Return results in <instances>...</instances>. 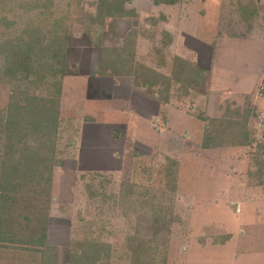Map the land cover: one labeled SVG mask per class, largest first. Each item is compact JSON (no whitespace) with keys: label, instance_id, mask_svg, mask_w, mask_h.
Here are the masks:
<instances>
[{"label":"rangeland","instance_id":"1","mask_svg":"<svg viewBox=\"0 0 264 264\" xmlns=\"http://www.w3.org/2000/svg\"><path fill=\"white\" fill-rule=\"evenodd\" d=\"M38 4L41 6L34 8ZM208 5L206 17L192 9L191 18L186 20L180 17L177 27L185 30L184 27L189 25L193 28L192 45L204 48L208 53L210 48L209 69L212 83L216 86L214 88L220 92L232 91L248 107L250 103L253 104L251 110L255 114L262 104L258 97V80L264 68V0H223L221 13L224 21L221 23L214 20L218 10L214 8L213 0ZM127 6L131 9L141 8L142 12L117 21H149L156 15L150 12L153 6L150 1L131 0ZM96 11L97 0H0V70L5 55L4 41L7 39L23 37L24 31L28 30L34 37L48 43L57 34L63 36L61 33H69L70 58L68 55L59 101L54 100L56 94H52L55 92L54 82L60 77L45 76L43 80L33 78L29 81L21 80L18 76L0 79V126L8 119L12 101L24 103L27 94L37 96L43 104H51L52 100L60 108L56 158L65 161H62L63 165L54 167L53 201L47 232L49 244L57 246L55 264H67V253L73 249L72 246L85 240L102 243V249L97 252L109 258L110 264H264V224L250 226L249 217H245L247 214L253 216L250 210L253 202L247 198L241 204L242 213L237 215L230 201L226 185L228 180L222 178L220 172L224 167L217 164L221 157L218 149L205 153L200 149L206 141V131L212 125L211 121L200 118L207 112L204 109L208 104L207 95L203 103L192 100L189 110L203 121L202 133L198 141L195 140L193 148L187 146L177 154L179 159L170 157L167 145L162 147V143L167 144V138L157 142L158 138L154 136V140L145 145L139 143L137 146L140 148L134 144L133 147L142 154L128 153L127 162L119 173H84L79 177V185L74 183L76 170L73 168L77 160L67 157L74 156L78 151L75 146L78 145L77 129L82 116L71 104L79 102L78 96L85 83L71 76L72 72H76L71 61L83 59L82 51L77 48L89 46L85 29L88 28L87 22L95 21L93 16ZM162 18L159 16L158 20L164 21ZM173 20L177 21L176 16ZM108 21L110 19L106 20L102 29L108 27ZM160 27L163 29L164 26L161 24ZM145 31L148 32V29ZM105 36L109 42L112 41L109 33ZM113 44L117 42L113 41ZM157 47L161 48L155 46L153 49ZM160 53L165 55L157 51L156 57ZM160 59L157 58V62L167 60L162 56ZM153 66L159 65L154 63ZM68 75L66 86L75 87L77 91L68 87L65 94L64 79ZM87 104L83 100L81 109ZM189 125L196 127L198 124L186 118L177 124L179 129L188 128ZM209 132L216 138L219 134L216 135L217 131L212 127ZM247 138L249 140L243 142L248 148L250 163L244 165L241 161H235L236 166L238 171L244 168L242 175L247 183L264 191V145L253 135ZM190 152L191 157L199 154L206 156L205 165L202 159L190 160L191 157L187 155ZM208 153L212 154L207 156ZM170 171L172 176L168 178ZM70 184L74 188H70ZM224 184V188H221ZM131 185H136V193L138 187L148 193L145 198L152 209L150 213L143 215L142 211L138 212L129 204ZM72 192H77L75 198ZM123 196H126V202H121ZM157 215L161 221L154 224L153 217ZM66 219L73 222L70 240L71 225ZM230 229L236 233V238L224 244V235ZM13 252L20 255L21 250L12 249L11 246L0 247V264H38L36 260L42 256L39 251H28L23 256L27 261L25 258L17 261L12 257Z\"/></svg>","mask_w":264,"mask_h":264},{"label":"crops","instance_id":"2","mask_svg":"<svg viewBox=\"0 0 264 264\" xmlns=\"http://www.w3.org/2000/svg\"><path fill=\"white\" fill-rule=\"evenodd\" d=\"M146 1L152 2L153 6L150 7V12L156 13L152 20L117 21L121 19L118 18L116 21H108V27L103 29V34L94 37L97 45L93 44L85 32L89 46L81 45L77 48L82 51L83 59L79 62L71 61L73 68H76V72H72L71 76L79 78L85 83L81 89V94L78 96L79 102L71 104L72 108L75 107L76 112L82 116L80 126L77 129L79 134L78 145L75 146L78 151L74 156L67 157L77 160V164L73 168L76 170L74 171V183L79 185V177L84 173H119L124 163L127 162L128 153L138 156L142 154L140 149L141 152H137L138 149L133 147L134 144L136 146L139 143L145 145L151 139L154 140V136H157V142L167 138V144L162 143V147L168 146V152L172 158H176L177 154L182 153L187 146V148H193V145L196 144L195 140L201 136L203 121L197 118L189 108L193 99L198 100V102L201 100L203 103L204 96L207 95L208 104L204 108L207 112L205 115L202 114L200 118L212 122L211 127L217 131L216 135L219 133L217 135L218 144L210 140L216 138L209 132L210 127L207 128L206 141L201 144L200 149L202 153L218 149L217 152L221 157L217 164L223 165L225 168L220 169V172L222 178L228 180L226 185L236 214L242 213L241 204L245 203L248 198V201L253 202L250 209L253 216L248 214L245 216L250 219L249 225L264 224V191L247 183L244 174L242 175L244 168L238 171L239 168L236 166L238 161L246 165V162L250 163L251 160L250 154L247 152L248 148L243 141H247V137L250 136L251 138L253 135L252 129L255 120V114L251 110L253 104L250 103L248 107L232 91L220 92L214 88L216 86L212 83L209 69L210 48L208 47V53V50L192 45L193 28L191 29L189 25L184 27L185 30L177 27L180 17H185L186 20L191 18L192 9L206 17L210 0ZM222 4L223 0H213V6L218 10V15L214 17L215 21H224L221 13ZM140 9L136 7L135 10L140 13L142 12ZM143 11L149 12L148 9H143ZM159 16H163L164 21L158 20ZM174 16H176L177 21L173 20ZM110 22L114 23L112 29L109 26ZM161 24L164 26L163 29L160 27ZM146 29L148 32L145 31ZM131 31H137L136 39L134 49L127 54L123 49L125 48L126 37ZM106 33L112 36L111 42L105 36ZM161 34L164 35L163 39ZM113 41L117 44L114 45ZM155 46H161V48L153 49ZM103 47L117 48V53L124 52L122 60L116 64L111 62V64L103 67L101 60ZM157 51L164 52L165 55L160 53V56L156 57L155 52ZM68 55L70 58V52ZM161 56L162 59L166 58L167 60L157 62V58L161 60ZM176 57L196 63L206 71L207 79L201 87L194 90L191 85H183L182 82L176 80L174 75ZM154 63L159 66H153ZM86 64L90 67L88 68ZM263 73L264 68L258 83L261 81ZM150 75L153 77L150 78ZM69 77V75L65 76L66 81L64 79L65 94L68 87L72 89V86H66L65 83ZM167 84L168 89L166 88ZM72 90L77 91L75 87ZM204 90L207 91L204 93ZM195 91H199V93ZM83 100L88 103V106L81 109ZM185 118L196 122L198 125L196 127L189 125L188 128L179 129L177 124ZM146 128L150 131L145 132ZM147 135L150 136L143 139ZM80 140L82 141L81 144ZM190 154L191 152L187 153L189 156ZM210 154L212 153H208L207 156ZM194 159L204 160L205 165L207 158L199 154L190 158L192 161H195ZM226 160H228L227 164ZM226 167H230V169H226ZM76 178L78 179L77 182ZM244 182L246 183L244 184ZM224 186L225 184L221 188ZM72 187L74 188V185L70 184V188ZM75 189H77L76 186ZM72 193L73 198H75L77 192ZM244 231L242 230V232ZM235 234L232 229L228 230L224 235V244L230 243L233 238H236Z\"/></svg>","mask_w":264,"mask_h":264},{"label":"trees","instance_id":"3","mask_svg":"<svg viewBox=\"0 0 264 264\" xmlns=\"http://www.w3.org/2000/svg\"><path fill=\"white\" fill-rule=\"evenodd\" d=\"M130 1L97 0V11L93 16L95 21L87 22L88 28L85 29L93 44L97 45L94 37L103 34L102 28L107 19L116 21L118 18L137 16L136 10L127 6ZM38 6L41 4L34 8ZM113 25L114 23L110 22L111 29ZM136 33L137 31H131L126 37L123 50L127 54L134 49ZM24 34L23 37L4 41L5 55L0 79L18 76L21 80L29 81L33 78L43 80L45 76L60 77L54 82L55 92L52 94H56L54 100L59 101L61 79L65 74L68 58L69 33H61L63 36L57 34L48 43L34 37L28 30L24 31ZM116 49L102 48L103 67L122 60L124 52L117 53ZM175 66L176 80L183 85L197 88L207 79L206 71L196 63L176 57ZM152 77L150 75V78ZM166 88L168 89V84ZM59 109V105L52 100L51 104H43L37 96L27 94L24 103L12 101L8 119L0 126V247L11 246L12 249L21 250L22 256L16 252L12 253V257L17 261L24 259L23 256L28 251H39L42 256L36 260L38 264L56 262L57 246L49 244L47 232L53 201V171L54 167L60 166L63 161L56 158ZM211 140L218 144L216 138ZM170 174L168 178L172 176ZM131 186V191H128L129 204L138 212L142 211L143 215L150 213L152 209L145 198L148 193L139 187L136 193V185ZM126 196L121 198V202H126ZM66 220L71 222L70 219ZM153 220L154 224L161 221L159 215L154 216ZM70 225L69 240L73 222ZM73 239L76 240L74 237ZM102 247V243L93 240L74 244L73 249L67 253V264L72 261L73 264H110L109 258L102 257L100 252H97ZM25 260L27 261V258ZM29 260L31 262V258Z\"/></svg>","mask_w":264,"mask_h":264},{"label":"built area","instance_id":"4","mask_svg":"<svg viewBox=\"0 0 264 264\" xmlns=\"http://www.w3.org/2000/svg\"><path fill=\"white\" fill-rule=\"evenodd\" d=\"M258 97L261 99L262 104L255 111L253 136L259 143L264 145V73L258 86Z\"/></svg>","mask_w":264,"mask_h":264}]
</instances>
